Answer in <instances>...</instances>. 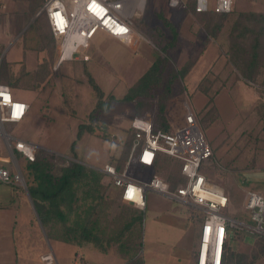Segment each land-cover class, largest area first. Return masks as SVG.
Wrapping results in <instances>:
<instances>
[{"label": "rangeland", "instance_id": "374dc122", "mask_svg": "<svg viewBox=\"0 0 264 264\" xmlns=\"http://www.w3.org/2000/svg\"><path fill=\"white\" fill-rule=\"evenodd\" d=\"M167 2L169 0H147L145 9L138 10L133 16L135 38L141 40L137 52L119 45L107 33L99 31L91 41L90 52L94 55L103 54L104 59L100 62L104 63V67L97 66L96 62L91 63L88 69L92 76L88 75L89 72L83 75L78 70H68L66 64L81 54L77 53L73 59L63 61L60 70H52V76L36 91L26 85L32 78L29 73L23 74L17 84L10 77L8 83L14 99L31 101L33 108L29 121L6 123L5 130L17 138L37 144L41 155L45 157L50 156L52 159L50 154L56 155L55 173L58 176L61 167L76 160L64 153L70 152L80 123L90 122V115L97 107L98 95L94 86L103 92L105 106L109 108L98 111L92 119L95 125L93 128L98 135L87 134L77 142L75 148L85 164L103 166L108 161L114 166L118 165L120 162L117 163V158L120 153L115 157L113 152L117 148L120 152L124 149L125 142L132 134L131 124L135 117L149 119L157 128L165 123L168 130L172 131L183 128L186 117L191 112L214 151V156L205 162L206 174L211 181L226 189L230 198L227 212L229 217L245 224L231 232L228 242L230 264H264V236L257 232L256 224L245 210L250 191L264 192V35L259 37L261 46L257 49H253L255 39L258 38L255 33L248 31L245 38L237 40L236 37L241 34L242 29H231L232 24L237 22L234 16L230 21H223V28L219 33L220 41L217 39L218 43L214 44L206 37L202 19L196 17L198 20H195L191 14L189 16L188 13H183L181 22L175 29L178 31V43L169 44L175 31L165 21L167 12L164 6ZM43 4L44 0H0V15L5 14L7 19L12 16L19 27L22 24L26 26L34 19L35 10H42ZM215 4L216 0H209L210 10L214 9ZM151 7L155 8L153 12ZM181 9L187 11L188 6L187 9L178 7L175 10L182 13ZM44 22L42 18L41 24ZM249 24L251 30L255 31L263 27L250 21ZM37 29V24L32 26L25 39H17L18 36L14 40L3 37L7 61L19 62L24 57L32 60L34 43L37 56L40 54L41 45H38L39 41L35 42L34 36ZM42 31L47 32V27ZM6 33L8 34V30H5ZM228 36L231 41L245 43L240 44L243 52L239 54L238 47L230 49ZM110 50H115L117 55L112 57ZM207 51H212L215 59L211 75L205 77L199 74L203 72L195 69L191 78H180L177 75L174 77L176 73L188 70ZM236 51L241 69H237L238 66L234 63L236 58L233 55ZM255 51L259 54L253 60L256 63L252 68L253 73L249 70V64ZM44 52L47 54L46 50ZM155 59L164 65L160 83L152 88L148 97L134 102L125 101V96L134 89ZM15 66L14 74L28 69H23L19 64ZM2 68L0 83L4 71L6 72L5 61ZM112 68L115 69V77L112 75ZM69 71L76 73V76H69ZM90 80L93 83H89ZM198 83L199 87L195 89ZM77 86L86 89L87 93L77 95L74 91ZM84 93L85 91L82 94ZM102 134L107 135L108 139H103ZM64 156L65 160L61 158ZM125 166L126 164L124 168ZM144 169L149 173L145 175ZM179 170L178 162L163 156L154 168L149 169L132 162L128 175L136 179L150 180L157 174L171 183H176L180 179ZM28 173L27 180L30 177L29 170ZM29 180L31 182V178ZM78 196L82 198L79 205H83V209L92 206L91 199H84L83 189L78 191ZM98 196L99 201L95 203L99 226L95 232L99 235L102 246L95 248L98 247L104 253L106 264L114 261L115 256L111 250L113 246L119 248L118 254L126 260L124 264L192 263L194 232L199 224L195 219L197 216L201 218V212L197 208L149 190L146 194V208L142 211L122 200L113 178L107 175H102ZM80 213L85 215L83 211ZM139 213L142 225L139 227L137 224L131 232L121 235L130 218L126 220L124 217L137 216ZM75 216L73 214L72 219ZM76 248L68 244L61 254L57 248L55 250L61 261L72 264ZM92 250L82 252L86 264H95L98 251ZM114 262L117 263V260Z\"/></svg>", "mask_w": 264, "mask_h": 264}, {"label": "built area", "instance_id": "2783aa9c", "mask_svg": "<svg viewBox=\"0 0 264 264\" xmlns=\"http://www.w3.org/2000/svg\"><path fill=\"white\" fill-rule=\"evenodd\" d=\"M197 13L209 11L208 0H196ZM147 0H44L45 13L59 50V62L73 59L85 51L99 31L126 43L134 44L133 16L144 10ZM173 7L187 9V0H169ZM235 0H216L213 11L231 13ZM88 60V57H85ZM30 106L15 100L10 87L0 84V183L20 186L27 190V165L36 161L39 146L17 138L5 130L6 123H20ZM181 129L164 131L145 118L132 121V146L122 172L106 164L103 172L112 177L121 189L122 200L140 210L146 206L147 192H156L170 200L189 204L201 212L202 232L197 247L196 264H225L226 246L232 231L245 224L228 215L230 198L226 189L211 181L205 162L214 151L199 128L194 115L186 117ZM163 156L171 157L180 166V179L171 183L160 175L150 180L128 175L132 162L143 168H154ZM21 162L24 164L22 167ZM256 230L264 236V193L250 191L245 203ZM45 259L52 262L50 254ZM76 264H86L77 256Z\"/></svg>", "mask_w": 264, "mask_h": 264}, {"label": "crops", "instance_id": "0c3cea01", "mask_svg": "<svg viewBox=\"0 0 264 264\" xmlns=\"http://www.w3.org/2000/svg\"><path fill=\"white\" fill-rule=\"evenodd\" d=\"M192 1H195V3H197L196 0H192ZM208 3H209V0H208ZM174 8L176 9L178 7H173L168 2L164 6V10L167 12V15L165 14V19L167 20L165 21L168 23L169 26H171L170 27L171 30L174 29L173 31H175L176 26H178L179 22H181V16L183 15V13L185 14L188 13L187 15L189 16L191 14L193 17H195L194 18L195 20H198V18H196L197 16L192 11L190 12L189 10L185 11L181 9L182 10V13H181L175 10ZM153 10H155V8L151 7L152 12ZM212 12H214L213 9L206 11V13H212ZM35 13L36 15L34 16V19L32 20V22L30 21L31 22L30 24L26 26L22 24L20 25V27L17 25V20L13 18L12 16L11 17L9 16L10 18L7 19L5 14L2 13L0 15V31H1L0 48L3 47L0 50V65H1L0 70L2 71L3 69L2 63L4 64V61H5L6 72L8 73L6 74V72L3 70L4 75L1 79L2 83L0 84H4L10 87L8 83L10 77H12L15 80L14 82L17 84L19 79H22L23 74L29 73L32 76V78L30 79V83H26V85L28 86L29 89L36 91L37 88L41 89L42 86L45 85L46 80L52 76V73H51L52 70L58 71L62 68V65L64 62H59V50L57 48V42L51 32L47 17L45 13L42 12V10L40 11L39 9L38 11L35 10ZM260 14H264V0H235V8L233 12H231L230 14H227L228 16L227 20L230 21L231 17L233 18L235 16L236 17L235 20H237V22L235 21H234L235 23L233 22L234 24H232L231 29L235 30L236 28H241V29H249L250 31L251 24H249V21L252 23V20H254V16L260 15ZM42 18L45 21L43 25L41 24ZM172 19H174V21H172ZM35 24H37L38 29H37V33L34 36H35V42L37 43V41H39L38 45L39 46L41 45V51H39L40 56L39 55L37 56L38 54L36 51L37 47L35 46L36 44L34 43L33 44L34 46L32 49V51H34L33 53L34 57L32 58V60L30 59V57L28 59L24 57V59L19 60V62L12 61V60L7 61L6 60L7 53L5 51L6 46L4 45L3 37L5 36L8 38L10 37V39L14 40V38H17L18 36L17 39H25V36H27V32L30 29H32V26H34ZM46 27H47V32L46 31L43 32L42 31L43 28H45L46 30ZM5 30H8V34L7 33L5 34ZM176 31H175V35L172 36V40L169 44L174 45L178 43L179 36H176L178 32ZM231 35H233L232 32H231ZM206 37L208 38L209 42L212 41L214 42V44L218 43L217 39L220 41V38H221V36L215 37L214 34H212V32L211 33L206 32ZM114 39L119 45L130 47L135 52L138 51V45L141 41L135 38L134 44H126L116 38ZM227 39H230V36H228ZM224 43H225V40H224ZM38 50H40V48ZM42 50L44 51L46 50L47 54ZM90 50H91V45L88 48H86L85 51H82L80 55L75 56L74 60H72L73 62L72 61L68 62V64H66V66L68 67V70H71V71L78 70L81 74L84 73L83 75L89 72L88 75L92 76L91 72L88 69L90 68L89 66L91 65V63L96 62L97 66L104 67V63L100 62L102 59H104L103 54L99 52L100 53L99 55L97 54L94 55V53L90 52ZM211 52L207 51V53L200 55L196 59L195 63H192L190 68L185 73V78H191L192 77L191 74H193V70L195 69H199L200 72H203L199 74H203L205 77L208 75H211L212 66L215 64V59L213 58L214 55ZM110 53L112 54V57L117 55L115 50L113 51L110 50ZM85 57H88L89 59L86 60ZM153 58L155 57L153 56ZM165 59L168 60L167 57ZM68 60H71V59H68ZM155 62H156V59L153 60V63L151 64L149 69L155 64ZM18 64L23 69L24 67L25 68L28 67V69L21 70L20 72H17V74H14L15 72L14 69H16L15 65H18ZM161 67L164 68V65L162 64ZM148 70L146 72H148ZM1 71H0V75H1ZM71 71H69L68 75L76 76V73H72ZM113 71L114 72L112 73V75L115 77V69H113ZM63 76H66V75H63ZM25 80H28V79H25ZM198 87H199V83L194 88L197 89ZM74 91L77 95L80 94V96L85 95L87 93L86 89L80 88L78 86L76 87V90L74 89ZM84 91L85 93L82 94ZM11 92H12V89H11ZM75 93L74 95H76ZM77 100L79 101V99ZM21 102H25L30 106L27 116L22 122L29 121L31 117V110L33 108L32 103L31 101H28V100H24ZM88 123H80V125L88 124ZM87 134L88 135H94V134L98 135L96 133H90L88 131L84 133V135H87ZM82 139L83 137L79 141H81ZM119 153L121 154L120 150L117 148V150L113 152V155L116 157L118 156ZM64 154H66V156L69 155V156L76 157L74 158L76 160L79 158V151H77V148H75L74 152H72V149H71L70 152H66ZM110 157L111 156H109V158ZM77 162H80L86 165L87 167L99 170L104 176H106V174L101 169L106 164H110L108 161L103 166H96L90 163L85 164L80 158ZM21 164H22L21 166L24 167V164L22 162ZM27 170H29L28 165H27ZM143 173H145L146 175L149 172L148 170L146 171L144 169ZM29 178H31V176ZM28 180H27V185L35 184L34 180L31 179V182H29L30 180L29 181ZM118 189H119L120 196L122 198L121 189L120 188ZM29 195L30 194H29L28 186L26 190L25 188L20 187V186H12V185L10 186V185L0 183V264H66L65 261H61L59 259L55 248H57L59 254H61L62 250L65 249L68 244L74 245L77 247L75 251L76 253L75 259H73L72 264H76L77 256H81L82 259L84 260L82 252L84 250H86L87 252H91L93 251L92 249H95L98 251L97 258L95 259V264H106L104 253L101 252V250L98 249V247L96 249L95 248L96 246L93 243H83L82 245H76L73 243L65 242L62 239L56 237L55 235L50 234L48 230L44 228L38 213L35 212L34 206L32 204V201L30 200ZM181 204H184V203H181ZM129 205H132V204H129ZM197 220L199 221V224L197 225L196 230L194 232L195 238H194V248H193V259H192L191 264H196L197 247H198L201 232H202V224H203L202 220L198 216L196 217L195 221ZM53 242H54V245L52 246ZM111 250H112L113 255L115 256L114 261L117 260V263L113 261L112 264H124L126 260L122 259V256L118 254L119 248L113 246V249ZM108 251L110 252V250ZM47 254H50L52 256L53 258L52 262L45 259V256Z\"/></svg>", "mask_w": 264, "mask_h": 264}, {"label": "trees", "instance_id": "16d2710c", "mask_svg": "<svg viewBox=\"0 0 264 264\" xmlns=\"http://www.w3.org/2000/svg\"><path fill=\"white\" fill-rule=\"evenodd\" d=\"M188 6V10L190 12L192 11L198 18L202 19L203 27L206 32H212L215 37H218L223 28V21L228 18L227 14L230 13H197L195 10L196 3L192 0L188 2ZM252 23L254 25H263V27L259 28L257 31L242 29L241 34L236 38L237 40L245 38L248 31L255 33L258 38L255 39L256 43L253 45V49H257L261 46L260 38L264 35V14L255 15ZM229 44L230 49L234 50L235 47H238L239 54L240 52H243L240 44L243 45L245 43L235 40L231 41L230 38ZM258 54L259 53L257 51L254 52L252 61L249 64V70H251V72H253L252 68L255 63L253 60L258 57ZM234 55L233 57L236 58L234 63L237 64V69H241V65L238 63L240 59L238 58L237 51ZM162 64V62L157 60L148 72L138 81L134 89H131L129 94L125 96L124 100L134 102L140 98L148 97L152 88L160 83V76L164 71V68L161 67ZM186 72L187 70H182L176 73L174 77L177 75V77L184 78ZM90 82L93 83L92 80H90ZM94 88L98 95L97 107L90 115L89 124H82L79 126L77 138L71 145L72 152L75 151L77 142L83 137L85 132L88 131L90 133H95L93 128L95 125L92 120L95 117V113L103 110L104 108L105 110L109 108V106H105L106 102L103 92L97 86H94ZM162 125L164 127H159V129L169 131L165 123ZM133 134L132 130V134H129L130 139L128 138L125 142L124 149L119 155V158H117V163L120 162L118 165L115 164L118 172L123 171L124 165L126 164L130 154ZM102 137L103 139L105 137L108 139L107 135L102 134ZM50 155L52 159H50V156L48 158L41 155L39 151L36 161L28 164L31 179L34 180L35 183L34 185L29 184L28 190L44 228L48 230L50 234L55 235L68 243L76 245L93 243L95 246H102L99 235L95 232L99 226V217L98 215L96 216L97 206L95 202L99 201L100 198L98 193L101 187V178L103 174L99 170L87 167L80 162L72 161L68 165L61 167V169H59L60 174L57 176L55 173L57 166L54 162V158L56 159L57 157L54 154ZM61 158H64L65 160L66 157L64 156ZM136 164L138 163L136 162ZM80 189L84 190V199H91L93 201L92 206H89V208L87 207L86 209H83V205H79V202L82 200V198L78 196V191ZM81 211H83V213L85 212V215L81 214ZM73 214L76 215L74 219H72ZM126 216L124 217L126 220L128 217L130 218L128 219V223L125 225V229L122 230L121 235L126 234L125 232H131L137 224H139V227L142 225L141 213L137 214V216ZM228 249L229 243L226 246L225 264H230Z\"/></svg>", "mask_w": 264, "mask_h": 264}, {"label": "water", "instance_id": "95a60500", "mask_svg": "<svg viewBox=\"0 0 264 264\" xmlns=\"http://www.w3.org/2000/svg\"><path fill=\"white\" fill-rule=\"evenodd\" d=\"M29 196H30V195H29ZM30 200L32 201V198H31V196H30ZM32 204H33V206H34V203H33V201H32ZM34 209H35V212L37 213L35 206H34Z\"/></svg>", "mask_w": 264, "mask_h": 264}]
</instances>
